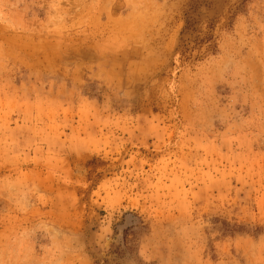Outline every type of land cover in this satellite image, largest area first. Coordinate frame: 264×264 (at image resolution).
<instances>
[{"label": "rangeland", "instance_id": "obj_1", "mask_svg": "<svg viewBox=\"0 0 264 264\" xmlns=\"http://www.w3.org/2000/svg\"><path fill=\"white\" fill-rule=\"evenodd\" d=\"M0 264H264V0H0Z\"/></svg>", "mask_w": 264, "mask_h": 264}]
</instances>
